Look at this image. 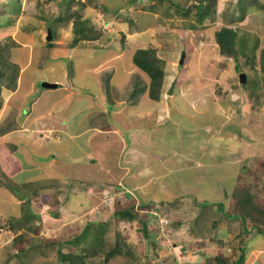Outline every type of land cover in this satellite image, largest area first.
<instances>
[{
  "label": "rangeland",
  "instance_id": "374dc122",
  "mask_svg": "<svg viewBox=\"0 0 264 264\" xmlns=\"http://www.w3.org/2000/svg\"><path fill=\"white\" fill-rule=\"evenodd\" d=\"M76 1L73 7L78 6ZM98 1L111 9L103 14L99 7L89 5L87 14L96 13L102 33L93 40L72 43L71 21L68 27L57 28L58 41L47 40L45 22L58 15L59 0H21L19 10L13 9L11 0H0V37L10 33L21 47L19 58L14 59L20 65L15 89L18 86L17 91L24 96L11 102L26 108L32 93L45 89L39 77L50 82L56 80L57 89L63 88L62 82L65 87L62 103H55L49 116H38L41 119L37 123L55 128L44 130L48 141L34 133L40 139L41 151L30 152L28 161L40 171L38 177L31 176V183H22L27 181L28 176H23L26 170L21 167L12 171L7 160L0 157V179L2 172L11 173L19 186L18 193L25 196L23 203V199L0 187L1 250L13 242L16 234L7 224L8 218L25 217L27 210L31 217L41 216L37 221L41 234L68 236L78 232L88 220L107 218L114 208L115 197L130 199L135 204L150 199L156 207L152 213L154 210L160 213L163 208L160 201L179 203L194 197L198 204H203L204 199L214 202L223 194L229 197L238 178L233 185L228 180L241 171L236 169L229 178L223 173L213 174L222 163L220 158L225 163H238L247 157L241 162L248 168L246 173H241L242 180L248 184L260 178L255 188L264 195V73L260 63L264 7L255 5L242 20L229 21L225 16L232 15L237 0H134L128 7L124 4L127 0H94ZM199 3L207 6H202L200 11ZM239 5L243 4L239 2ZM201 12L204 14L200 19ZM127 15L134 20L133 30ZM221 26L236 32L237 58L224 55L215 41L214 34ZM244 36L248 38L245 54L239 50L238 41ZM25 41L31 43L30 52ZM252 45L254 49L250 53ZM139 46L154 48L163 68L158 98H150L139 88L137 92L141 95L135 105H128L125 100L107 101L120 93L126 95V90L133 91L131 86L136 84L133 73L139 72L140 79L146 80L145 72L132 61V53ZM42 55H47V59L39 66ZM240 72L246 74L244 82H247L243 86ZM29 80L33 81L35 90L31 85L28 88ZM172 80L175 81L172 92L167 93ZM8 91L2 89L1 96L7 97ZM60 92L56 90L55 94ZM39 103L43 110L51 100H39ZM109 108L112 114L116 113L120 128L108 129L102 119L92 114L96 109L108 111ZM21 118H24L22 114ZM89 119L94 128L87 126ZM32 144L36 145V141ZM115 182L126 187L116 189ZM170 211L166 213L170 226L178 225L185 231L192 213L183 203ZM149 214L151 231L157 232L154 228L157 217ZM225 220V217L220 220L219 227L225 228ZM164 227H160L159 233L150 234L155 235L157 245L150 244L146 250L134 223L117 222L114 230L120 233L121 249L128 247L140 256L147 251L146 262L150 264H204V256L216 252V242L206 239L202 245L186 246L181 243L184 236L177 238L171 228ZM225 241L226 245L231 242L228 236ZM44 248L47 255L36 256V260L55 264L56 249ZM247 248V258L254 254L252 264H264V236H254ZM26 255L24 252L22 256ZM95 260L92 264H105ZM127 260L140 264L141 259L116 253L112 264Z\"/></svg>",
  "mask_w": 264,
  "mask_h": 264
},
{
  "label": "trees",
  "instance_id": "16d2710c",
  "mask_svg": "<svg viewBox=\"0 0 264 264\" xmlns=\"http://www.w3.org/2000/svg\"><path fill=\"white\" fill-rule=\"evenodd\" d=\"M11 1L13 9L19 10L21 0ZM132 1L134 0H127V2L124 3H127L125 6L128 7L129 3ZM76 2L78 3V6L73 7L72 4L74 3V0H59L58 4L60 9L58 15L45 22L48 28L51 29V40L58 38L57 28L63 29V27H68L69 21L72 22L70 28L73 34L72 43H76L80 39L93 40L94 38L99 37L102 33L100 29L101 27L97 26L98 18L96 17V13H92L91 16L87 14L88 6L99 7L101 13L106 12L108 8H111L108 7V5L106 7V3L103 5L98 1V4L97 2L95 3L94 0H77ZM239 2L243 5L240 6ZM247 2L249 3L247 4ZM255 5L264 7V1L237 0L234 6L238 8H234L233 6L232 15L230 17L225 16V19L229 21L238 19L242 20L246 11L250 10ZM202 6L206 7L207 5L199 3L197 7L200 8V11L202 10ZM30 8L31 6H29V9ZM114 11H116V9ZM203 11L206 13L207 8ZM200 14L201 19L204 13L201 12ZM127 18L131 25V30H133L135 24L134 20L129 15L126 16V19ZM229 21H226V23H230ZM3 34L4 35L0 37V93L2 89H15L20 70V66L14 60L16 59L14 58L16 57L15 54L20 51V43L15 40L10 33ZM262 35L264 41V28ZM214 36L215 41L224 55H232L233 58H237L238 52L234 48L236 32L231 27L221 26V28L215 32ZM246 36L241 37L238 40L241 45L239 50H242V52L246 44L245 40L248 39ZM51 44V42H48V45ZM249 49L251 53L254 46H249ZM243 53L245 54V52ZM44 59H47V55L41 56L38 62L39 66L44 63ZM132 61L140 70L145 72L146 80L143 78L142 80L140 79L139 72L133 73L132 76L134 80H136V84L134 82L131 86L133 91L127 92L126 90V95L120 93L116 98L115 96H113V98L108 97L107 101L115 103L114 100H116V102L119 100H125L124 103L127 102L128 105H135L139 102V96L141 95L137 92L139 88L143 93L146 92L150 98H158L163 84L164 71L159 64V59L154 54V48L150 46H139L135 48L132 53ZM260 63L264 73V47L260 50ZM109 78L110 74L108 76V79ZM246 82H241L240 85L243 86ZM106 85L107 84L103 85V87H106ZM109 92V89L106 88V93L109 94ZM132 93L134 94L131 96ZM128 94L130 95L127 96ZM1 104L2 96L0 94V106ZM111 112L112 109L110 108L108 111L96 109L92 114L103 120L102 123H105L104 127L110 129L118 126L120 128L121 124L117 120L116 113L113 111L112 114ZM92 124L93 123H91L90 120L87 126L94 128V125ZM1 130L2 129H0V133ZM165 150L167 154V149ZM159 153H161V151ZM246 158L247 157H245V159ZM243 167L244 170L248 169L244 164ZM241 170L244 171L243 168H241ZM256 173L257 172L254 174ZM238 177V183L233 187L230 196L226 197V194H223L221 196L222 198L219 197L217 200L215 199L216 201L214 202L204 199L203 204H198L194 197H191L187 202L185 200L184 202L179 203L178 200H174L176 203L160 201V205L163 206L160 210V213L162 214L171 212L170 210L175 209L180 203H183L186 209L192 213L190 214L191 217L189 219V221H191L188 223L189 225L186 226L187 228L185 231H182L181 226L178 225L176 228L171 227L170 222L167 225L173 230V236L177 238L184 236V239L181 240L182 244L186 246L193 243L202 245V241L206 239L218 244L214 254L211 252L208 256H204V264H250L255 258H253L254 254H251V257L247 258V244L258 234L264 236V195L258 193L255 188L256 184H258L257 181L260 180V178L257 179L258 177H256L254 180L249 181L248 184H245V182L242 181L241 174ZM1 183H3L2 185L7 188L10 193L14 194L19 199L24 200L25 196L18 193L17 187L19 186H17V184L11 179L6 177V180ZM235 183L236 182L231 181L229 185ZM113 187L121 190V188L126 186L115 182ZM262 189L264 190V187ZM28 191H32V189H29ZM37 192L38 189L34 194H37ZM27 198H29V196H27ZM24 202L25 200L23 203ZM112 202L114 203V208L107 218L88 220L78 232H74L68 236H65L64 234H51L48 236L41 234L39 231L41 227L37 223L41 216L32 214L33 217H31L28 210L25 213V217L21 215L22 217L19 219L17 218V220H15V216L9 217L7 224H9V227L12 228L16 234L12 243L6 244L3 250L0 249V264H48V262L36 260V256L47 255V251L42 249L47 246L53 247L57 251L56 257L53 259L55 264H92L95 259H99L105 264H112L116 253H124L127 257L141 259L140 264H150L149 262H146L149 259L147 251L144 252L143 256H140L128 247L121 249L118 245L120 233L114 230V225L120 221L128 222L129 224L134 223L137 225L136 232H139L143 246L145 247V249L144 247L143 249L146 250V247L150 246V244L153 247L156 246L157 242L153 239L155 235L151 237L150 234L159 233L161 229L158 226V223L155 222L154 228L157 232L153 231V233L151 231V228L153 227H150L148 213V211L156 209L154 202L149 199L147 203L138 202L135 204L130 199H120L118 197L113 198ZM226 204L229 207H225ZM170 205H173V208H171ZM224 217L226 218V226L225 228H222L219 227V222ZM2 225L6 224L3 223ZM167 226L166 228H168ZM227 236L228 240L231 241L228 242V245H226V241L223 242V239ZM112 238L113 241L111 240ZM139 243L141 244V240H139ZM44 249L46 250L47 248ZM24 252L27 253L25 257L22 256ZM33 260L36 261L33 262ZM85 260H87V262H85ZM123 264L132 263L127 260Z\"/></svg>",
  "mask_w": 264,
  "mask_h": 264
},
{
  "label": "crops",
  "instance_id": "0c3cea01",
  "mask_svg": "<svg viewBox=\"0 0 264 264\" xmlns=\"http://www.w3.org/2000/svg\"><path fill=\"white\" fill-rule=\"evenodd\" d=\"M56 41H58V38H56ZM26 47H28L29 52L31 50V43H28L27 41L24 42ZM27 50V48H25ZM19 54H15L16 57L19 58ZM40 60V59H39ZM19 65V64H18ZM20 66V65H19ZM25 66L23 67V69ZM25 71H23L24 73ZM31 77V76H30ZM38 78V77H37ZM41 81L42 77H39ZM18 79V78H17ZM33 81H28V88L31 85V88L35 90V85L32 83ZM55 82H57L55 80ZM19 85V84H18ZM58 86V85H57ZM56 87H44L45 89H42L41 91L32 93L33 95L29 98L28 104H26V108L21 109V103H12L11 100L18 98L19 96H24V93H20L16 89L9 90V94L7 97L2 96V104L0 106V147L2 148V151L0 152V157L5 158L7 160V165L11 166L10 170L13 171L14 168L18 169L22 167L23 170H26L25 173H23V176L25 177L27 181H23L22 183L27 182L31 183L32 180L29 178L31 176L38 177V174L40 171L36 170L35 165L29 163V157L28 155L30 152L33 153L35 150H39L42 145L40 144V139H37V137L34 136V133H39L40 138H46L43 135V132L45 133L46 130H53L55 128H48L45 126V123H37L41 117L38 116H49V112L51 111V108L55 105V103L59 104V101L61 102L62 98L65 96V87L62 82L61 86L63 88L57 89ZM33 90L29 89L28 92H32ZM56 90H60L62 94H55ZM67 96V95H66ZM51 100L50 105L47 106V108L41 110V105L39 103V100ZM66 100V97L64 98ZM62 103V102H61ZM35 110V113H34ZM21 114L24 116V118H21ZM34 114V115H33ZM60 115V112H58V116ZM38 117V118H37ZM56 125H59L58 123ZM55 125V126H56ZM62 126V125H60ZM45 130V131H44ZM75 130V129H74ZM34 137V140L36 141V145H33L32 142L34 141L31 138ZM47 140V138H46ZM48 141V140H47ZM226 144V143H225ZM41 151V150H39ZM48 152V151H47ZM237 165V169L239 170V167L242 165L239 161L238 163L235 162ZM220 167V166H219ZM218 167V168H219ZM30 170V171H29ZM1 168H0V174H1ZM11 173H5L3 174L0 179V182H3L6 180V177L8 179L12 180ZM238 174L236 176L229 178L230 176L224 174L227 178H229L228 182L231 181L236 182L238 177ZM13 181V180H12ZM14 182V181H13ZM33 183V182H32ZM0 187H4L0 183ZM32 189V188H31ZM231 194V192H230ZM230 196V195H229Z\"/></svg>",
  "mask_w": 264,
  "mask_h": 264
},
{
  "label": "clouds",
  "instance_id": "9594fccd",
  "mask_svg": "<svg viewBox=\"0 0 264 264\" xmlns=\"http://www.w3.org/2000/svg\"><path fill=\"white\" fill-rule=\"evenodd\" d=\"M50 30V32H51V29L50 28H47V30ZM51 36H52V33H51ZM50 39H52V38H50ZM47 40H49V39H47ZM56 40V39H55ZM47 81V80H46ZM175 82V81H174ZM57 83V82H56ZM57 85H58V83H57ZM224 149H226V146H224L223 144L221 145ZM224 152V151H223ZM243 153H241V156H243V157H245L246 155H242ZM222 156V155H221ZM88 157V156H87ZM90 158V157H89ZM244 159L245 158H243L242 160H241V162L243 163V161H244ZM219 161H221L222 163H221V165H220V167L219 168H217L216 170H215V172L213 173V174H219V173H223V174H226V175H228V176H230L238 167H237V165H236V163H225V162H223V158H220L219 159ZM241 163V164H242ZM225 164H229L227 167H223V165H225ZM223 167V168H222ZM241 168H243V170H244V167H243V164L239 167V170L241 171L239 174H238V176L241 174V173H246L245 172V170L244 171H242L241 170ZM218 170L219 171H222V172H218ZM247 170V169H246ZM243 179V178H242ZM243 181V180H242ZM149 213H151V216H156L157 218H155L156 219V222L157 223H159V226L160 227H162L163 225H165V227L164 228H166V226L168 225V223L170 222V220H169V218L166 216V214H160L159 212H157V211H155L154 210V212L152 213V210H150V211H148ZM149 216H150V214H149ZM154 222H155V220H154ZM187 264H188V262H187Z\"/></svg>",
  "mask_w": 264,
  "mask_h": 264
},
{
  "label": "water",
  "instance_id": "95a60500",
  "mask_svg": "<svg viewBox=\"0 0 264 264\" xmlns=\"http://www.w3.org/2000/svg\"><path fill=\"white\" fill-rule=\"evenodd\" d=\"M47 32H48V39H50L51 38V32H50L49 29L47 30ZM245 80H246V74H245V72H240V74H239V81L240 82H244ZM173 84H174V80H172V82L170 83V86H169L168 90L166 91L167 93H171L172 92ZM40 85L42 87H56L57 86V83L56 82H50V81L43 80V81L40 82Z\"/></svg>",
  "mask_w": 264,
  "mask_h": 264
},
{
  "label": "bare ground",
  "instance_id": "6f19581e",
  "mask_svg": "<svg viewBox=\"0 0 264 264\" xmlns=\"http://www.w3.org/2000/svg\"><path fill=\"white\" fill-rule=\"evenodd\" d=\"M205 149V148H204ZM206 151V150H205Z\"/></svg>",
  "mask_w": 264,
  "mask_h": 264
}]
</instances>
